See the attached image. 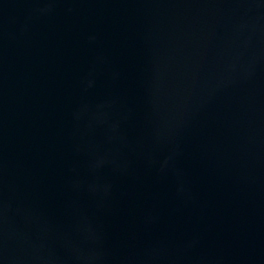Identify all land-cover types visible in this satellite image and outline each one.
<instances>
[{"label":"water","instance_id":"water-1","mask_svg":"<svg viewBox=\"0 0 264 264\" xmlns=\"http://www.w3.org/2000/svg\"><path fill=\"white\" fill-rule=\"evenodd\" d=\"M0 264H264V0H0Z\"/></svg>","mask_w":264,"mask_h":264}]
</instances>
